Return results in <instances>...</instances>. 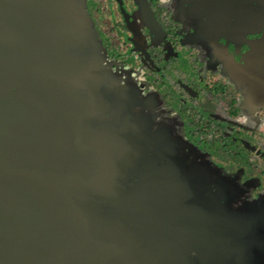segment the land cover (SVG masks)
I'll return each instance as SVG.
<instances>
[{"label":"flooded vegetation","instance_id":"af4514ba","mask_svg":"<svg viewBox=\"0 0 264 264\" xmlns=\"http://www.w3.org/2000/svg\"><path fill=\"white\" fill-rule=\"evenodd\" d=\"M70 2L67 51L78 73L66 99L81 119L79 142L83 148L98 144L102 161L120 157L107 179L97 173L79 184L96 220L124 224L144 235L153 229L179 249L175 264H198L202 239L212 244L204 264H264V200L257 197L264 193V118L249 111L256 120L242 127L232 116L238 114L234 97L217 82L247 67L250 79L258 77L263 89L264 0ZM237 60L244 65H235ZM132 73L140 77L138 88L128 83ZM206 96L228 102V115L215 113ZM156 98L181 117L185 139L197 146L194 158L208 153L212 168L219 162L225 166L227 179L219 183L215 170L191 169L187 152L148 123L154 119L144 111L154 108ZM236 174L241 176L231 181ZM54 175L69 173L59 169ZM251 179L260 181L262 191L234 187L236 181L247 185ZM155 189L157 197L147 194ZM139 190L144 194L136 195ZM141 195L147 196L146 208H162L156 211L168 215L165 224L135 219L141 217L142 209L134 211ZM192 228L193 237L186 234Z\"/></svg>","mask_w":264,"mask_h":264},{"label":"water","instance_id":"95a60500","mask_svg":"<svg viewBox=\"0 0 264 264\" xmlns=\"http://www.w3.org/2000/svg\"><path fill=\"white\" fill-rule=\"evenodd\" d=\"M71 9L70 0H0V264H175L179 249L153 229L105 225L83 199L81 180L107 179L120 157L102 161L98 144L79 142L81 119L66 99L78 73L67 51ZM141 197L142 218L132 217L165 224ZM200 243L204 264L212 244Z\"/></svg>","mask_w":264,"mask_h":264},{"label":"rangeland","instance_id":"374dc122","mask_svg":"<svg viewBox=\"0 0 264 264\" xmlns=\"http://www.w3.org/2000/svg\"><path fill=\"white\" fill-rule=\"evenodd\" d=\"M83 20V19H82ZM88 26V25H87ZM188 49V46L185 45ZM199 49V48H198ZM208 54L209 52H205V57L208 59ZM226 59V58H225ZM235 65H244V62H240L237 60L235 62ZM219 65H217L218 67ZM220 67V66H219ZM224 65L220 67V69L224 70ZM239 69V68H237ZM105 70V69H104ZM204 70H208V72H215V70H212V68L208 69L207 66L204 67ZM131 77L128 80V83L131 87L133 88H138V83L140 82V77L132 73L130 75ZM250 70L247 67H243L235 72V76L232 77L231 79L227 77H219L218 83L221 85V89H226L227 93L231 94V97H234L235 100V106H236V112L238 114H233L232 116L234 117L235 120H238L239 124L242 127H248L251 126L252 123L256 120L255 115H253V118H249V111L250 113L253 112V114L257 111L258 113L263 116L264 118V106L262 107V104L260 103L261 101L264 102V97H263V90L262 89V82L258 77L253 78L252 80L250 78ZM121 77V76H120ZM216 87V86H215ZM262 93V94H261ZM262 95V96H261ZM221 96V95H220ZM261 96V97H260ZM206 99H209L211 101V107L215 113H222L223 115L218 114L221 117H224L228 115V113L225 112V108H230L228 102H223L220 97H209L206 96ZM164 100L162 98H156L155 103H154V108L144 111V114L146 113L145 117H149V114L153 116V121H150L149 118V124H152L153 126H157V132L161 136V132L166 135L167 140L169 143H174V146L178 147V150L181 151L184 154V151L187 152L189 156V163L190 168L192 169L193 166L201 173H206L208 170H215L217 173L219 183L223 179H227V175L225 172V166L219 162L217 163V167L215 166L212 168L211 160L209 157V154L204 152L203 156L197 158V160L194 158L193 153L197 151V146L190 144L184 136L183 133V127H181L182 124V119L179 116V114H175L173 112L169 113L167 109L164 106ZM251 102V103H250ZM182 121V122H181ZM161 126V129L160 127ZM261 129V125L257 126L256 130L257 132ZM255 135V134H254ZM196 169V171H197ZM238 172V170H236ZM240 174L236 175H231V181H234V179L240 177ZM193 179H195V175L193 176ZM221 180V181H220ZM260 181H256L254 179H251L249 183L246 185V182L242 181H236L234 184V187L240 191H247L248 189L249 192L251 191H262L260 190ZM237 184V185H236ZM264 183H262V186ZM238 186V187H237ZM245 186L246 189H243ZM254 189V190H253ZM238 190V191H239ZM239 195H241L239 193ZM257 197H263L262 200H264V193H259Z\"/></svg>","mask_w":264,"mask_h":264}]
</instances>
